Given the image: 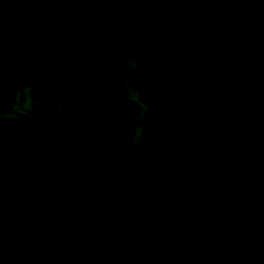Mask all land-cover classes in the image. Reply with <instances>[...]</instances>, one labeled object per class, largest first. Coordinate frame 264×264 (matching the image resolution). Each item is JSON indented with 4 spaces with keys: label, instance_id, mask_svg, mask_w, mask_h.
<instances>
[{
    "label": "water",
    "instance_id": "water-1",
    "mask_svg": "<svg viewBox=\"0 0 264 264\" xmlns=\"http://www.w3.org/2000/svg\"><path fill=\"white\" fill-rule=\"evenodd\" d=\"M261 0H0V264H264Z\"/></svg>",
    "mask_w": 264,
    "mask_h": 264
},
{
    "label": "trees",
    "instance_id": "trees-1",
    "mask_svg": "<svg viewBox=\"0 0 264 264\" xmlns=\"http://www.w3.org/2000/svg\"><path fill=\"white\" fill-rule=\"evenodd\" d=\"M264 11V0L260 1V6L259 9L257 10V12H263Z\"/></svg>",
    "mask_w": 264,
    "mask_h": 264
}]
</instances>
